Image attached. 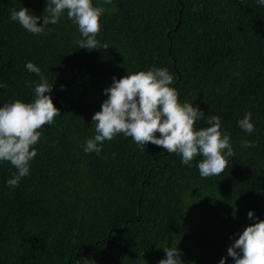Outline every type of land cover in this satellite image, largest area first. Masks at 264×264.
I'll return each mask as SVG.
<instances>
[{"label":"trees","instance_id":"trees-1","mask_svg":"<svg viewBox=\"0 0 264 264\" xmlns=\"http://www.w3.org/2000/svg\"><path fill=\"white\" fill-rule=\"evenodd\" d=\"M46 3L0 0V107L32 101L35 85L25 81L40 77L26 70L31 61L53 84L49 95L60 110L43 126L30 175L18 187L6 186L16 169L0 162V264H158L166 244L177 245L183 264H234L227 249L257 222L248 212L264 220V6L92 0L106 9L97 39L107 49L85 50L66 11L44 35L9 18L20 7L42 17ZM150 68L174 75L179 102L221 118L235 155L220 175L202 178L199 155L189 167L162 147L149 143L142 151L123 134L99 155L84 152L112 78ZM246 112L252 134L238 127Z\"/></svg>","mask_w":264,"mask_h":264},{"label":"clouds","instance_id":"clouds-1","mask_svg":"<svg viewBox=\"0 0 264 264\" xmlns=\"http://www.w3.org/2000/svg\"><path fill=\"white\" fill-rule=\"evenodd\" d=\"M111 4L112 0H103ZM264 6V0H257ZM78 28L81 39L77 41L79 49H107L97 39L101 31V17L106 9L93 6L92 0H47L44 12L37 17L30 10L20 7L12 9L10 20L33 35H44L49 25H56L65 13ZM43 23L37 26L38 21ZM25 68L40 77L39 82L25 81V86H34V97L25 103L20 99L5 103L0 107V162H10L16 169L6 186L16 188L22 178L30 175V162L37 155L34 145L41 139L44 125H51L54 118L60 116L49 95L53 84H49L42 71L31 61ZM174 75L167 68H150L147 71L132 72L119 80L112 78L110 87L104 89L107 96L100 111L92 116L95 123V135L86 140L84 152L100 154L102 145L119 134L132 138L136 146L145 151L147 144L162 147L167 153L181 157L184 165L191 166L194 157L201 160L196 165L202 178L220 175L227 167L228 160L235 152L231 137L222 127L219 116H205L199 106L178 101L179 93L171 87ZM6 87L0 83V88ZM64 90V86H61ZM252 113L246 112L238 120V127L246 134L255 131L251 121ZM204 120L205 127L194 125ZM159 133L157 138L156 134ZM244 147H255L248 140H241ZM250 220L257 222L247 226L239 238L227 249V256L234 264H264V220H258L254 213L247 214ZM231 239V237H230ZM165 259L158 264H183L177 245L163 246ZM81 264H94L90 258L79 260ZM225 264V258L219 261Z\"/></svg>","mask_w":264,"mask_h":264}]
</instances>
